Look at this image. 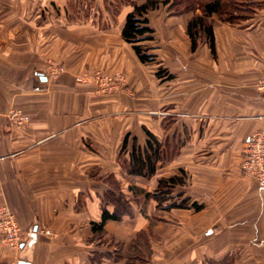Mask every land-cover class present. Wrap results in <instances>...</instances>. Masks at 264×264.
<instances>
[{
    "label": "crops",
    "instance_id": "0c3cea01",
    "mask_svg": "<svg viewBox=\"0 0 264 264\" xmlns=\"http://www.w3.org/2000/svg\"><path fill=\"white\" fill-rule=\"evenodd\" d=\"M146 1L0 0V206L25 233L20 249L0 237V264H125L103 245L125 253L140 233L150 246L146 264H264V186L239 168L246 140L264 129V0H252L238 23L208 19L214 52L205 39L191 50L188 23L200 9L174 14L156 0L146 14L152 40L143 42L153 64L122 37L134 4ZM52 64L66 73L48 78ZM160 66L172 77H158ZM93 69L123 72L127 84L105 95L76 81ZM11 110L28 124L11 123ZM149 133L160 143L156 174L129 176L122 162L134 140L145 148ZM181 174L176 193L201 210L134 202L130 187L151 192ZM109 179L133 214L108 221L100 236L92 223L101 220Z\"/></svg>",
    "mask_w": 264,
    "mask_h": 264
},
{
    "label": "trees",
    "instance_id": "16d2710c",
    "mask_svg": "<svg viewBox=\"0 0 264 264\" xmlns=\"http://www.w3.org/2000/svg\"><path fill=\"white\" fill-rule=\"evenodd\" d=\"M200 0H166L164 4L170 3L169 11L174 14L195 13L198 9L201 14L194 15L188 23V36L191 40V50L195 51L199 44L205 39L214 52V35L212 24L208 21L213 15L230 24L238 23L246 18L252 7V0H201L202 5L197 4ZM159 2L148 0L142 5L134 4V9L126 17V22L122 30V37L130 43L136 52L139 60L144 64H153L156 62V55L150 53V48L144 44L145 41L152 40L153 29L149 26L146 14L156 9ZM165 73V74H164ZM167 71L163 67L158 68L156 75L165 77ZM166 77H172L167 74ZM150 139L145 148L137 145L134 140L129 158L122 162L124 170L129 176L142 177L150 179L156 174L157 165L161 160L160 143L149 133ZM128 137L124 138L121 152L127 150ZM115 186L103 195V209L99 223H92V230L96 235L104 236V226L110 221H121L125 216H132L133 209L121 191L119 182L113 180ZM184 184L183 176H171L158 180L156 188L147 192L136 186L130 187L133 192V199L138 205L142 202L153 200L157 203V208L164 210L193 209L199 211L202 205L197 202H191V199L183 193H175L178 186ZM111 185V184H110ZM164 204L166 206L164 207ZM108 206L112 207L110 211ZM112 253L107 256L114 261L127 259L125 264H146V256L149 254V242L145 233H140L132 241L125 253L123 245L116 244ZM104 257V254H101Z\"/></svg>",
    "mask_w": 264,
    "mask_h": 264
},
{
    "label": "built area",
    "instance_id": "2783aa9c",
    "mask_svg": "<svg viewBox=\"0 0 264 264\" xmlns=\"http://www.w3.org/2000/svg\"><path fill=\"white\" fill-rule=\"evenodd\" d=\"M65 71L64 67L51 65L49 75L57 77ZM80 82H93L97 84L100 91L112 93L121 88L126 78L123 74L106 75L100 71L94 73H86L77 78ZM258 91L264 96V65L261 71V76L257 83ZM17 112L10 114V119L18 126H24L27 123V118L19 116ZM244 162L242 165L246 176L253 181L264 186V129L251 134L245 143ZM46 235H51L49 230H43ZM0 237L3 242L12 249H19L25 240V233L20 228L17 219L12 210L7 206H0Z\"/></svg>",
    "mask_w": 264,
    "mask_h": 264
},
{
    "label": "rangeland",
    "instance_id": "374dc122",
    "mask_svg": "<svg viewBox=\"0 0 264 264\" xmlns=\"http://www.w3.org/2000/svg\"><path fill=\"white\" fill-rule=\"evenodd\" d=\"M202 3H203V2H201V0H200V1H198L197 4H200V6H201ZM52 65H56V64H52ZM57 66H62V67H64V69H65V71H64L63 73L59 74L57 77H59L60 75L66 73V67H65L64 65H57ZM50 67H51V65H49V66L47 67V69H46V75H47V77H48V78H56V77H52V76L49 75V68H50ZM160 67H161V66H160ZM160 67H158V68H160ZM158 68H157V70H158ZM96 71H100L101 73L106 74V75L123 74V75L125 76V78H126V82H125V84H124L121 88H119L118 90L113 91L112 93H105V92L100 91V89H99V87L97 86V84H95V83H93V82H80V81L77 80L78 77H80V76H82V75H84V74H86V73H94V72H96ZM166 71H167L166 75L169 74V71H168L167 69H166ZM164 74H165V73H164ZM166 75H165V77H166ZM169 75H171V74H169ZM76 81L79 82V83H82V84H93V85L96 86L97 91H99L100 93L105 94V95H110V94H113V93H115V92H117V91L122 90V89L126 86V84H127V76H126V74L123 73V72L107 73V72H105V71H103V70L93 69V70H86V71L82 72L81 74H79L78 76H76ZM257 83H258V82H257ZM263 97H264V96H263ZM13 112H17V113H19V114H20L19 116L26 117V118H27V123H26V124H28V122H29V117H28L27 115H24L23 113H21V111H19V110H11V111H10V113H9V120H10V121H11V119H10V114H12ZM11 123L15 124V123L12 122V121H11ZM26 124H25V125H26ZM15 125H16V124H15ZM25 125H24V126H25ZM16 126H18V125H16ZM18 127H22V126H18ZM127 137H128V136H127ZM244 149H245V147H244ZM244 149H243V152H242V154H243V160L240 162L239 168H240V171L242 172V174L244 175V177H246L247 179H249V178L246 176V173L243 171V168H242V165H243V162H244V155H245V153H244ZM179 176H183L184 181H185V175H184V174H181V175H179ZM249 180H250V179H249ZM257 183H258V182H257ZM110 184H111V185H110ZM258 184H259V183H258ZM109 185L112 186V187L115 186V184H114V182H113L112 179H109ZM178 187H179V186H178ZM178 187H177V188H178ZM177 188H176V190H177ZM175 193H176V191H175ZM144 204H146V202H145ZM2 206H3V205H2ZM137 207H138V206H137ZM138 208H139V207H138ZM138 208H137V209H138ZM153 224H155V222H153ZM107 241H108V240H107ZM108 242H109V241H108ZM108 242H107V245H106V244L103 245V248H108V247H109L110 249H113L114 246H117V245H116L115 243H113V242H110V243H108ZM19 249H20V248H19Z\"/></svg>",
    "mask_w": 264,
    "mask_h": 264
},
{
    "label": "water",
    "instance_id": "95a60500",
    "mask_svg": "<svg viewBox=\"0 0 264 264\" xmlns=\"http://www.w3.org/2000/svg\"><path fill=\"white\" fill-rule=\"evenodd\" d=\"M21 264H25V263H21Z\"/></svg>",
    "mask_w": 264,
    "mask_h": 264
}]
</instances>
